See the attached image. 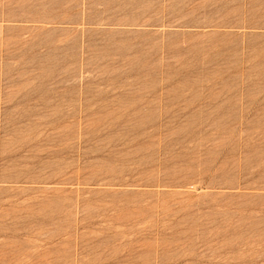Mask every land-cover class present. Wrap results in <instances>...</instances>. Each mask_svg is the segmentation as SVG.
Masks as SVG:
<instances>
[{
  "label": "rangeland",
  "instance_id": "1",
  "mask_svg": "<svg viewBox=\"0 0 264 264\" xmlns=\"http://www.w3.org/2000/svg\"><path fill=\"white\" fill-rule=\"evenodd\" d=\"M0 264H264V0H0Z\"/></svg>",
  "mask_w": 264,
  "mask_h": 264
}]
</instances>
